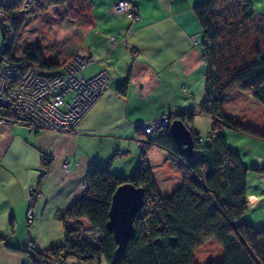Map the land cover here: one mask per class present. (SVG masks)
I'll use <instances>...</instances> for the list:
<instances>
[{
  "label": "trees",
  "instance_id": "16d2710c",
  "mask_svg": "<svg viewBox=\"0 0 264 264\" xmlns=\"http://www.w3.org/2000/svg\"><path fill=\"white\" fill-rule=\"evenodd\" d=\"M23 1L0 5V70L56 72L67 59L61 63L45 58L36 43L26 44L19 56L13 54L26 17L32 8L41 12L61 7L76 28H87L93 24L91 0H32L28 7L21 5ZM192 12L200 27L203 98L196 108H181L177 116L191 124L194 109L208 115L211 126L207 141H199L191 125L193 155L186 156L169 132V120L160 134L142 140L139 158L129 173L111 172L109 162L86 171L81 193L56 211L63 236L60 244L39 250L28 239L23 247L6 244L8 248L27 256L31 264H62L69 259L78 264H101V260L105 264H198L195 249L212 238L221 247L222 257L204 264H264V224L255 226L244 218L246 173H260L264 183V163L260 167L244 163L239 152L227 145L223 132L232 129L264 141V124L258 129L240 124L223 108L226 100L240 91L264 109V18L254 14L250 0H202L192 6ZM129 76L130 67L115 85L118 95L125 94ZM17 123L35 131L43 129L24 121ZM150 147L164 151L168 165L181 177L180 184L168 194L159 191L146 160ZM50 162L49 154L40 153V177ZM122 183L143 189V205L132 219L133 236L117 253L106 222L112 194ZM9 225L12 228V217Z\"/></svg>",
  "mask_w": 264,
  "mask_h": 264
},
{
  "label": "crops",
  "instance_id": "0c3cea01",
  "mask_svg": "<svg viewBox=\"0 0 264 264\" xmlns=\"http://www.w3.org/2000/svg\"><path fill=\"white\" fill-rule=\"evenodd\" d=\"M11 1L13 0H0V5ZM116 1L91 0L93 24L87 28H78L82 30L84 38L88 39L90 46L81 47V44L77 53L98 59L90 64L93 66L97 63V70L107 68L114 72L112 85L99 97L96 106L103 105V109L107 111L114 104L122 102L125 114L132 115L147 110L149 117H157L159 110L150 107H159L164 100L154 99V94L166 93L176 87H182L183 92L187 93L194 81V74L199 72L203 75L204 65L199 47L200 27L192 12V6L202 0H131L136 15L134 19L116 14L113 10ZM250 1L254 14L264 18V0ZM127 30L131 31L127 40L112 46L110 36L116 34L122 35V38ZM129 67L127 89L124 95H118L115 85L124 78ZM180 100L186 104V99L182 96ZM172 101V107H176L175 100ZM147 103L149 107L143 108ZM168 109L171 111L172 108ZM112 111L115 113L106 116L121 114V107L117 106L116 111ZM138 121L141 120H133L129 126L134 127V123ZM79 134L52 133L46 129L35 131L19 124L0 125V264H31L27 256L11 250L6 244L23 247L31 239L35 247L41 250L62 242L63 236L62 239L55 240L46 232L44 219L49 212L54 211L55 215L58 209L67 207L77 198L85 183L84 174L93 165L100 163L81 160V155L75 149L72 151ZM250 136L253 140L264 143L263 140ZM156 149L153 147L151 150ZM137 151L139 152V148ZM40 153L51 156V162L42 177L39 176ZM241 159L245 160L243 156ZM65 160L68 161V166L72 162L76 164L74 172L68 180L57 178L50 183L48 180L54 167L59 168L60 177L67 172L68 169H61V163ZM263 163L264 156L255 155L246 164L260 167ZM132 165L133 163L129 167ZM79 177L83 182L82 187L77 185L76 178ZM59 185L62 186L61 192H55L51 196V187ZM246 195L245 220L255 226L264 224V183L260 173L247 171ZM29 211L32 214V227L25 221V215ZM10 217L13 220L12 228L9 225ZM36 234L44 235L45 241H38ZM62 264L77 263L74 259H69Z\"/></svg>",
  "mask_w": 264,
  "mask_h": 264
},
{
  "label": "rangeland",
  "instance_id": "374dc122",
  "mask_svg": "<svg viewBox=\"0 0 264 264\" xmlns=\"http://www.w3.org/2000/svg\"><path fill=\"white\" fill-rule=\"evenodd\" d=\"M130 1L131 0H127L128 5H131ZM24 2L25 0L21 3V5L25 7ZM116 14L126 15V13L122 12ZM126 17L128 18L127 15ZM26 19L27 21L23 26L21 34L17 42H15V44L13 45V54L15 56L20 55L22 48L26 44L36 43L41 47V51L44 57L50 60H58L62 63L64 60H68V58H73L74 53L79 55L81 58H87V56L77 53V50L79 46H81V44V47L90 46V42L88 41V39L84 38V36L82 35V30L78 28L77 30H74L76 28H74L75 26L73 20L68 16L64 8L48 7L41 12H35V10L33 11L32 8L30 9V13L26 17ZM114 36L117 39L115 38V43L111 44L112 46L118 44L119 41L127 40V38H121L122 35L117 36L116 34H114ZM111 37L112 36H110L109 40L112 43ZM1 43L2 38L0 35V48ZM6 43H10V41ZM95 60L96 58L93 59V61ZM96 61H98V59ZM90 64L87 63L88 66H86V69L84 68L85 70L82 71V75L86 78L91 75L95 76V74H97V72L102 69H106L108 73L114 75V72L107 68H101L97 70V63H95L93 66ZM106 89H101L98 93V96L95 97L94 100H90L87 103L79 116V121L75 120V122L71 126L73 129L63 132L52 129L50 131L52 133H80V136L77 139V144L72 149V151L75 149L81 155V160L87 159L88 161H98L100 163H96L102 165L109 162V170L111 172L125 175L130 172L139 158L137 149L139 148V145H142V140H145L146 138H153L155 135L162 132L165 126L158 123V120L168 119V122L169 120L179 117L177 115L179 114V110L181 108H188L192 106V109L196 108L198 102H200V100L203 98V75L199 72H196L194 74V81L193 83H191L190 89H187V93L183 92L182 87H176L174 89L166 91V93L158 92L154 94V99L161 98L162 100H164L162 103H160L159 107H150L155 108L156 111L159 110V116L157 117H149V113H147V110H142L141 112H137L132 115L125 114V108L122 102L118 103L119 105H117L112 101H108L109 103L114 104V107L109 108V110L107 111L103 109V105L96 106L97 100L106 91ZM181 96L183 97V99H186V104L183 100H180ZM172 100H175L174 104H176V107H172ZM148 103L143 108L149 107ZM182 103H184V105L180 106L179 104ZM116 105L118 107H121V114L117 116H106L115 113L112 110L116 111ZM169 107L172 108L171 111L168 109ZM0 108L2 109L1 106ZM223 108L224 111L229 115V117L240 124L249 125L257 129L261 128V126L264 124L263 107L246 93L240 91L234 92L231 97L226 100ZM168 112L178 113L171 115ZM135 119H139L141 121L134 123V130V127L132 125H130V127L129 123ZM183 119V125L186 129L190 130L192 125V128L199 135V141L203 143L207 141V135L208 132H210L211 126V119L208 115L199 113L196 111V109H194L191 124L190 121H187V119ZM10 121L11 120H8L6 122ZM13 121L14 120H12V122ZM6 122H0V125H11V123ZM13 124L18 123L13 122ZM223 132L226 138L227 145L230 148L237 150L239 154L245 159L243 160L245 161V163H248L250 158L254 157L255 155L264 156V143L257 142L253 140L250 135L242 133L240 131L223 129ZM151 149H153V147H150L145 154L146 160L154 175L159 191L163 194H168L180 184L181 177L174 168L168 165V161L166 159L164 151ZM132 163L133 165L129 167ZM75 165L76 164L72 162L70 166H68L67 172L61 174V177L60 174L58 176L59 168L54 167L50 172V178L48 181L52 183L57 178L68 180L70 175L75 170ZM61 169L63 170L62 163ZM76 181L77 185L79 187H82L83 182L81 177L76 178ZM83 184L84 187L86 183ZM61 187L62 186L60 185L55 188L51 187V196L55 192L60 193ZM50 204L52 203L50 202ZM49 207L50 205H48L47 207L48 210ZM28 213L30 214V211ZM44 224L46 232L51 234V236L55 240H58V238L62 239L61 224L60 221L55 218L54 211L48 213V215L44 219ZM32 226L33 224H31L30 227ZM83 226H85V224H83ZM36 236L38 241H45L44 235L36 234ZM31 241L33 243V240ZM33 246L35 247L34 243ZM194 255L195 260L198 264H204L209 260H219L222 257V249L212 238H209L195 249ZM101 264H105V262L101 260Z\"/></svg>",
  "mask_w": 264,
  "mask_h": 264
},
{
  "label": "built area",
  "instance_id": "2783aa9c",
  "mask_svg": "<svg viewBox=\"0 0 264 264\" xmlns=\"http://www.w3.org/2000/svg\"><path fill=\"white\" fill-rule=\"evenodd\" d=\"M31 3L32 0H25V7ZM113 10L116 13H126L129 19L136 17L132 3L128 5L127 0H117L113 4ZM5 29L8 30V27L5 26ZM130 33V30L125 31L122 38H127ZM111 40L110 43L113 44L116 39L112 36ZM9 41L10 39H6V42ZM93 62L91 58L86 60L74 54L56 72H37L27 68L20 73L16 68L1 69L0 122L11 120L6 123L12 124L24 121L43 129L70 131L75 120L79 121L87 103L94 100L101 89L108 88L113 80V75L106 69L98 71L95 76L84 77L82 71L88 66L87 63ZM167 120L160 119L157 122L167 126ZM62 168L67 170L68 161L62 163ZM25 220L27 225H31L32 214L26 213Z\"/></svg>",
  "mask_w": 264,
  "mask_h": 264
},
{
  "label": "water",
  "instance_id": "95a60500",
  "mask_svg": "<svg viewBox=\"0 0 264 264\" xmlns=\"http://www.w3.org/2000/svg\"><path fill=\"white\" fill-rule=\"evenodd\" d=\"M169 132L181 152L191 157L193 155L192 137L190 131L183 125V121L179 118L172 119L169 124ZM142 205V188L135 187L130 183H122L115 188L111 197L106 228L113 233L117 244V253L123 251L126 242L133 236L132 219Z\"/></svg>",
  "mask_w": 264,
  "mask_h": 264
}]
</instances>
